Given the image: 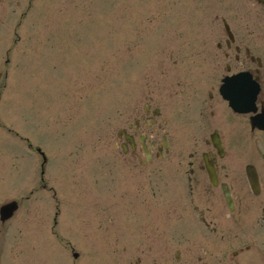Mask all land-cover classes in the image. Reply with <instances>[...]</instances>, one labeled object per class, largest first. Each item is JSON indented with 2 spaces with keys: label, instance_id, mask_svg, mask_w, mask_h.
I'll return each instance as SVG.
<instances>
[{
  "label": "rangeland",
  "instance_id": "obj_1",
  "mask_svg": "<svg viewBox=\"0 0 264 264\" xmlns=\"http://www.w3.org/2000/svg\"><path fill=\"white\" fill-rule=\"evenodd\" d=\"M15 1L21 2L20 8ZM29 2L6 0L5 11L0 8V205L4 200L18 202L14 215L0 222V264H136V256L142 258L141 264H158L151 219L156 222L159 216L149 215L156 200L151 196L157 195L153 182L157 174L149 175V208L144 210V216H150L145 227L148 239L136 236L139 246L127 248L126 242L129 230L139 227L133 222L134 212L143 208L128 213L122 207L124 198L115 205L117 197L125 196L115 186L125 185V177L137 184L143 169L133 162L129 172L116 162L114 132L120 125L117 119L126 114L123 98L131 96L141 110L133 111L132 122L136 113L143 114L148 91L156 94L152 107L161 111L157 119L166 120L155 125L158 131L152 130L155 145H163L164 135L168 143L165 159L154 160L165 166L166 210L176 206L170 202L173 194L180 200L179 210L208 208L218 214L213 226H231L221 195L206 200L208 193L191 195L179 186L184 184L182 169L197 140L181 132L185 130L179 123L182 96L179 99L175 92L185 87L184 76L203 41L217 50L213 41L222 33L217 17L222 8L247 4L240 0H33L30 6ZM255 13L250 21L264 22ZM255 141L243 139L236 147L229 139L231 145L220 162L231 164V172L242 178L246 163L264 162ZM36 148L47 157L46 171L28 198L32 185L27 183L35 182L32 173L42 162ZM157 164L147 163L144 168L152 173ZM114 169L119 170L118 177H113ZM43 190L53 197L51 209L46 217L33 218L32 202L43 196ZM233 191L253 211L264 204V180L257 197L242 180ZM134 232L140 235L141 229ZM249 233L241 239L231 235L228 245L221 242L222 248L231 259L238 252L240 264H257L259 259L264 264V227ZM171 251L167 247V253Z\"/></svg>",
  "mask_w": 264,
  "mask_h": 264
},
{
  "label": "flooded vegetation",
  "instance_id": "obj_2",
  "mask_svg": "<svg viewBox=\"0 0 264 264\" xmlns=\"http://www.w3.org/2000/svg\"><path fill=\"white\" fill-rule=\"evenodd\" d=\"M240 1H243L247 6L241 7L237 3L235 5H238L239 8L236 6L222 8V13L217 16L220 17L219 25L222 33L218 39L213 41L217 50H211L208 42L203 41L202 50L199 52L197 50L196 57L191 61L192 69L189 68L184 76L185 82L182 80L185 87L179 92H175L179 99L182 96L179 109L182 119H179V123L184 124L182 127L185 130H181V132L187 133L189 138L197 140L195 151L189 154L186 169L185 167L182 169L184 174L182 181L185 184H179V186L188 188L191 195L201 192L208 193L209 196L206 200H211L214 198V194L222 195L221 185L226 184L231 189L234 200V211L225 215L228 221H232L231 226L228 225L221 229L213 226L212 220L217 218L218 214L208 208L198 210L194 206L193 210L189 211L176 209L178 202L174 196H172V202L176 206H171L172 209L166 210L164 204L165 166L163 163L154 162V160H164L168 148L155 145L153 137L156 132L152 131L153 127L155 131H158L160 128L155 125L159 122L163 124L166 120L159 121L157 117L160 116V111L158 108L152 107L155 104L152 102L155 101L156 94H150L148 91L149 94L146 96L142 109L143 114L137 115L136 113L132 122L133 111L141 110L135 108L134 100L131 97L123 98L126 99V114L122 119H117L120 125L115 129L116 137L113 142L116 162L129 172H131L130 168L133 162L143 166V169L138 173L140 177L136 180L137 184L132 185L130 179L125 177V185L122 186L120 183L115 186L125 194V196L117 198L125 199L128 213H133L134 207L145 208L143 205L148 200L147 192L151 182L149 175L157 174L156 182L153 180L154 185L157 186V195L152 197L158 200L156 204L158 210L155 214L156 219L159 216V220H156V223L154 219H151L153 221L151 228L155 229L157 233V235H152V246L155 242L158 245V264H239L237 260L229 258L226 248H222V243L228 245L230 239L234 237L241 239L240 236L249 235V232L257 228V225H263L261 221L264 222V204L257 206L259 211H253L251 207L242 204L241 197L235 196L234 185L239 184L241 180L247 184L245 175L241 174L242 178H240L238 173L231 172V164L221 163L211 141L212 136L218 139L225 152L227 146L231 145L228 142L229 139L236 147L243 139H256L254 142L256 149L264 160V129L260 127L261 123L264 124V22H246L245 13V10H253L258 16L264 14V0ZM4 2L5 0H0L2 10H4ZM19 5L20 3L17 1L16 6ZM240 73H246L248 77L246 79L252 80L257 87L254 109L249 113L232 110L231 100L223 94V90L226 88L224 79L227 76H234L231 80L233 83L225 89V93L233 100L237 98L239 91L244 88V85H240V81L246 80L237 76ZM182 81H178V84ZM158 83H151V85L156 86ZM230 87H232L231 90H229ZM160 99H162L161 95H158V100ZM252 118H255L258 126L252 127ZM147 130H150L151 133ZM205 160L215 168L218 185L210 182ZM147 163L155 165L158 163L157 168L150 173L144 168ZM255 165L262 185L264 162L261 161L260 164L255 163ZM116 171L115 175L119 176V170L116 169ZM202 178L209 183V186L202 181ZM192 202L194 201L191 199ZM244 211H246L245 215H243ZM134 214L136 216L134 215L133 222L139 227L129 230L126 243L136 247L139 246L136 236L148 239L145 227L149 226L150 219L141 217L138 211ZM234 214H236L235 217H233ZM198 222L200 226H198ZM135 229H141V234L137 235L134 232ZM217 230L223 232L219 233ZM202 245L205 247L201 248ZM169 246L172 248L171 254L167 253ZM237 254L238 252H234V256ZM136 257V264H141L142 258Z\"/></svg>",
  "mask_w": 264,
  "mask_h": 264
},
{
  "label": "water",
  "instance_id": "obj_3",
  "mask_svg": "<svg viewBox=\"0 0 264 264\" xmlns=\"http://www.w3.org/2000/svg\"><path fill=\"white\" fill-rule=\"evenodd\" d=\"M213 141H214V145L220 150V143L218 142V140H213ZM207 169H208L211 182L216 184L217 179H216V174L214 172L213 167L207 163ZM247 178H248L249 185L253 193L258 194L259 193V182H258L259 179L257 178L256 172L255 170H253L252 167L251 168L247 167ZM223 194H224L226 202L228 203L230 209L232 210L233 203L230 197V191L228 190L227 187L223 186ZM15 209H16L15 202H11V203L8 202V204L3 205L0 209L1 219L6 220L9 217H11Z\"/></svg>",
  "mask_w": 264,
  "mask_h": 264
}]
</instances>
